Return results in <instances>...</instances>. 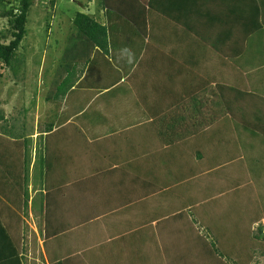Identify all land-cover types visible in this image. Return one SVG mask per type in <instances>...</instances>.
I'll use <instances>...</instances> for the list:
<instances>
[{"label":"crops","instance_id":"obj_1","mask_svg":"<svg viewBox=\"0 0 264 264\" xmlns=\"http://www.w3.org/2000/svg\"><path fill=\"white\" fill-rule=\"evenodd\" d=\"M226 1L231 5V0ZM257 3L263 9L259 10L257 21L264 28L263 3ZM88 4L94 14V3ZM241 9L243 15L255 13L253 8L242 6ZM201 13L203 17L211 12L202 8ZM99 15L102 24L109 28L107 53L95 49L65 96L51 100L57 102L55 110L50 107L46 111L55 118L53 132L72 125L71 130L76 127L77 132L71 131L72 140L67 145L59 143L45 152L44 126L38 148L34 147L39 149L40 158H45L43 164L53 158L51 162L57 167L45 177H35L30 171L34 166L33 140L25 119L20 132L10 125L0 127V139L4 141L16 142L21 136L31 140L29 146L24 145L30 156L26 208L21 204L23 196L18 197L11 187L8 174L0 173V213L6 214L5 225L16 238L21 225L11 213L19 214L22 210L27 215L33 214L32 210L39 213L43 264H192L190 258L207 260L209 242L217 247L240 245L241 230L238 228L235 236V227L242 222V216L238 217L234 210L231 218L228 215L234 198L240 197L237 207L241 205L242 209L246 208V200H251L252 195L240 190V175L251 182L256 181L258 175L250 166L253 162L250 161L249 167L241 166L246 163L241 143L250 146L255 132L264 135V111L249 103L253 100L250 96H243L248 98L246 102L243 97H236L230 100L236 101L233 111L224 107L221 111H226L221 116H227L224 128L227 134L187 135L169 142L172 129L162 126L155 114V102L167 97L155 92L154 72L145 74L141 68L135 73L144 49L142 40L131 33V24L118 16L105 11H100ZM208 26L209 23L201 24L202 43L205 36L213 40L217 36L220 40L232 35L231 31L239 36L231 29L225 32L219 25L215 31L208 32L211 29ZM253 36L252 33L243 51L228 55L235 59L236 70L242 76L257 78L252 82L254 88H258L256 82H264V32L254 36L256 39ZM239 46L240 41H236L232 48ZM255 48L258 55L249 54L248 51H256ZM254 67L258 68L256 73L250 71ZM239 78L241 81L242 77ZM53 88L47 94L50 95ZM32 185L37 188L33 190ZM67 191L74 197L69 204L59 199L61 193L66 196ZM225 197H232L228 206L216 203ZM242 197L246 198L242 200ZM210 202L207 215L216 213V216H212L215 223L207 227L205 205ZM41 207L42 213L48 207V216L41 215ZM244 213L250 216L259 213L260 218L264 217L261 211L251 209L250 204ZM250 237L257 239L253 234ZM185 246L198 255L181 258L187 251ZM231 251L234 252L233 248ZM17 252L25 264L22 252ZM228 255L233 256V253L228 252Z\"/></svg>","mask_w":264,"mask_h":264},{"label":"trees","instance_id":"obj_2","mask_svg":"<svg viewBox=\"0 0 264 264\" xmlns=\"http://www.w3.org/2000/svg\"><path fill=\"white\" fill-rule=\"evenodd\" d=\"M35 1L0 0V18L7 19L8 24L7 29L0 31V66L3 69L7 67L12 73L18 68L17 53L26 36L25 25L29 9L35 4ZM86 2L94 3L95 13L93 16L81 12L75 14L72 21L75 34L71 35L77 37L79 41L72 44L73 48H69L71 53H65V63L55 72L56 78L52 82L54 88L48 99L57 101L65 96L78 80L95 49L107 53L109 28L99 20L101 17L99 12L105 11V13L123 19L126 24H131L134 28H129L131 33L139 35L138 37L142 40L144 49L135 66V73L141 68L145 74H148L149 71L154 72L155 92L167 97V100L155 102L157 105L155 114L158 115L162 126L168 130L172 129V138L169 142L187 135L202 137L208 134H227L228 131H224L227 116L222 117L224 112L221 113V111L222 107L233 111L235 109L233 104L236 101L230 102V100L236 97L250 96L253 100L249 103L264 111V97H261L264 96V82H256L259 84V89L253 88V92L242 89L241 85L234 86L225 83L231 72V62L229 65L223 60L224 52L230 55L231 53L238 54L240 49L244 50L245 44H249L248 40L252 33L258 37L260 33L264 32L261 23L257 21L261 13L259 10H263L257 2L264 4V0H231V5L226 4V0H87ZM54 3L55 0H49L51 7ZM263 4L262 7H264ZM242 6L253 8L256 14L253 13V16L243 15ZM202 8L211 13L202 17ZM224 17L226 18L224 19ZM202 23L205 25L209 23L208 27H211V32L215 31L219 25L223 26L225 32H229L231 29L238 32L239 36H234L231 31L232 35H226L220 40L217 36L214 40L210 38L211 44L202 43L199 34ZM255 37L254 39H256ZM246 38L247 42H244ZM236 41H240V48H232ZM248 52L256 55L254 50ZM63 73L66 75L63 76ZM256 99L257 104L255 105ZM243 101H248V98H244ZM217 108L220 109L217 110ZM204 111L205 115L202 114ZM195 115L200 116L196 118ZM231 115L233 116V113ZM51 117L52 120L50 119L45 124L44 132L46 134L43 137L45 152L51 150L53 146L56 147L59 143L67 145L72 140L71 131L74 134L77 132L76 127L71 130L70 127L73 128V125L58 128L53 132L51 128L55 118L53 114ZM0 119L5 121L6 118L1 114ZM257 120H260L259 117ZM200 127L203 128L202 132ZM198 130L201 133H196ZM162 131L167 132L163 129ZM15 141L9 142L0 139V173L3 176L8 174L11 187L18 197L23 196L22 204L26 208L29 180L28 160L30 159L26 146L30 145L31 140L21 136ZM197 149H202V147ZM44 160L45 158L42 157L40 160L38 159L39 169L38 166L35 167V177L37 175L45 177L57 167L51 162L53 158L43 164ZM64 160L66 159L63 158ZM48 193L46 194L47 198L50 195ZM64 194L61 193L60 200L68 202V204L73 201L74 197L68 195V191L66 196ZM47 209L48 207L42 213L41 207V215L47 214L48 216L50 211L49 209L46 211ZM261 213L264 212L261 211ZM258 214L255 213L254 219L251 217L254 214L250 216L242 213L241 215L244 232L249 236L252 234L249 229L250 224L260 218L261 214ZM5 215L0 213V247H2L0 248V264H23L22 258L17 252L15 238L10 232V228L5 225ZM11 215L17 219L15 211ZM260 231L261 228H258L259 233ZM226 240L225 238L224 241ZM218 248L225 249V246L220 244ZM250 258L251 256H248L243 264H248Z\"/></svg>","mask_w":264,"mask_h":264},{"label":"rangeland","instance_id":"obj_3","mask_svg":"<svg viewBox=\"0 0 264 264\" xmlns=\"http://www.w3.org/2000/svg\"><path fill=\"white\" fill-rule=\"evenodd\" d=\"M86 1L87 0H55L54 5L51 7L49 5V0H36L35 4L29 9L25 25L27 30L26 36L17 53V71L12 73L7 67L3 69L0 66V108L2 107L5 111H0V114L3 113L4 118H6L5 121L0 120V127L2 126L5 128L10 125L20 132L19 130L24 119L27 124H29L27 131L30 130L32 132V152L34 154V166L30 171L33 172V174L36 173L35 167L37 168L38 159L40 158L39 149L36 150L34 147L36 146L38 148V142L41 141L40 135L45 126L44 123L49 122L50 119L52 120V114L46 112L47 108L52 107L50 110H55L57 104V102L55 103L52 102L51 99H48L49 94L47 93L53 86L52 82L55 80L54 78H56L55 72L57 68L65 63V53L70 52L69 48H73L72 44L79 41L77 37H72L73 35H71L72 33L75 34V28L72 24L75 14L79 12L88 15L91 14L89 11V4ZM7 27V19L0 18V31L7 29ZM210 31L211 30H208V32ZM203 40L206 44L212 43L208 36L203 37ZM228 54L229 53L226 54L224 52L223 60L227 63L231 62V65L229 63L231 72L228 78L229 82L227 80L225 83L234 86L241 85L242 89L252 91L254 88L252 79L257 78L253 75H251L252 78L242 76L236 70L238 68L236 67L235 59ZM256 55H258L257 50ZM250 71L256 73L258 68L254 67ZM240 76L242 77L241 81L239 78ZM219 109L220 108H217V110ZM223 112L226 111L224 110ZM202 114L205 115V111ZM199 116L200 115H195L196 118ZM251 138L252 143L250 146L241 143V148L245 151L246 156L244 160L246 163L241 166L249 167L250 161L253 162L250 166L255 169V173H257L258 177H255L257 178L256 181L253 180L251 182V180L247 179L248 177L246 178L240 175L242 185L240 190L246 194L252 195L250 197L251 200H246V208L248 204H250L251 209L262 211L264 210V135L260 132H255ZM242 167L241 170L243 169ZM253 174L254 173L251 171V176ZM32 186L33 190L37 188L34 185ZM35 195H33V197ZM20 198L23 200V197ZM231 198L232 197L221 198L217 200L216 203L219 204V202H223V204L228 206L227 203L229 201L235 200L228 218H231L232 210H234V214L236 213L238 217L241 218L246 208L242 209L241 205L239 208L237 207L240 204V197L234 198L233 200H231ZM245 198L246 197H242V200ZM211 203L212 202L205 205L207 227L215 223L213 217L216 216V213L207 215V213H209L207 207ZM32 213L31 215H27V213L22 210L17 214L16 223H18L19 226L21 225V229L19 228L20 234L14 240L17 245V250L21 251L24 256L25 264H43L44 258L40 252V245L42 244L43 238L40 228L42 222L37 211L32 210ZM73 216L75 217L74 214ZM217 216L220 217L221 215L218 214ZM251 217L255 218L256 216L254 214ZM216 223H218V219ZM240 223L238 225L236 224L237 226L235 227L237 230L235 236L238 235V228L241 230V235L239 237L240 245H222L225 246V249H219L216 245L214 246L209 242L208 258L205 261H194L191 259L190 256H196L198 253L193 249H188L189 245L185 246L187 251L180 257L182 258L185 256L190 258L189 261L192 262V264H199V261L200 264H243L247 260V257L251 256L248 264H264V217L250 224L249 229L254 236H257V239L246 234L243 229V223ZM227 227H229V224H227ZM258 228H261L260 233L258 232ZM223 231L225 232L226 230L224 229ZM77 237H79V235ZM232 248L234 250L233 256L228 255V252H231Z\"/></svg>","mask_w":264,"mask_h":264}]
</instances>
